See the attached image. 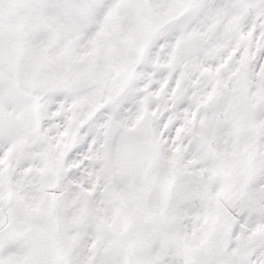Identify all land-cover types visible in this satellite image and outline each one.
Segmentation results:
<instances>
[{
	"label": "snow or ice",
	"instance_id": "obj_1",
	"mask_svg": "<svg viewBox=\"0 0 264 264\" xmlns=\"http://www.w3.org/2000/svg\"><path fill=\"white\" fill-rule=\"evenodd\" d=\"M0 264H264V0H0Z\"/></svg>",
	"mask_w": 264,
	"mask_h": 264
}]
</instances>
